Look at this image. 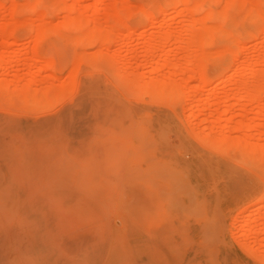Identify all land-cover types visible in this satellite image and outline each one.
Returning a JSON list of instances; mask_svg holds the SVG:
<instances>
[{
	"label": "rangeland",
	"instance_id": "374dc122",
	"mask_svg": "<svg viewBox=\"0 0 264 264\" xmlns=\"http://www.w3.org/2000/svg\"><path fill=\"white\" fill-rule=\"evenodd\" d=\"M11 1L0 0V3L2 2L0 25L8 23L10 27L11 25L13 27L14 19H20V22L23 20V24L27 23L23 26L19 24L16 28L14 27L15 29L9 40L7 36V38L0 37V52L3 50L11 53L7 55L10 57L13 55L12 58L17 55L14 58L15 62L8 57L9 60L12 59V62L9 61V64H4L0 68V81L2 77L4 82L5 79H8V82H5L6 86H2L0 89V264H150L151 259L148 258L149 254L146 246L148 244L153 248L151 264H264L263 259L259 257L264 255V244L259 245L264 239L260 238L264 236L262 232L264 231V214H262L264 213V204H260V199L264 197V162L260 165L256 164L252 159L248 160L241 152L238 154L239 151L237 150L225 153L214 149L200 150L204 153L207 163L198 164L197 168L192 170V179L204 199L202 203H208V201L210 203L207 204L209 207L205 204L202 217L198 218L183 213V211L176 209V206L172 207L171 205L174 204L173 198L170 197L169 201L168 198H165L168 196L166 192L168 193L170 190L166 191L165 189L167 183L161 180V177L157 178L156 176L154 178L150 176L145 167V139L149 140L151 144L152 140L161 139L166 134V142L174 144L180 151L199 146V140L193 133V127L198 120L189 115V99L196 89H199L201 94L196 105L199 102V105L202 104L203 106L207 102L205 100H207L209 93L212 92L221 77H225L226 80L215 88L214 94L222 99L229 91L237 89L236 87L241 82L253 78L251 69L254 60L258 59L259 55L263 57L260 62L255 63V68L264 70V19L257 18L255 20L257 9L250 8L249 2L251 0H247V3L244 2V4L246 3L242 5L244 9L242 7L238 9L226 8L225 2L212 5L214 9H217V13L220 11L222 13L229 12L230 21L228 23L221 22L220 17L221 21L218 18L207 21L210 26L221 27L224 33H227V41L222 39L223 36L218 35V39L214 42L206 40V44L197 47L196 44L194 46H191L193 43L188 44V40L204 31L205 26H203L204 30L201 27H195L189 32L187 30L191 27L190 25L195 23V20L204 17V11L188 13L173 6L166 7V11H158L159 4L163 3L164 0H127L130 2L131 8L129 7L130 9L128 8L122 13L126 25L119 26L113 24L109 15L115 10L110 5L115 0H105L106 3L99 9L93 7L96 0H68L69 3L75 6L77 4V11L75 10L77 18L79 17L80 20L86 22V28L91 29L89 33L100 30L101 32L104 31V35H108V33H111L109 29L112 30V33L108 35L109 37L106 36L108 39L104 35L97 36V39L101 40H97L92 35H90L91 38L87 36V39L79 37L85 33V27L82 28V26V30L78 27L80 30L75 31L71 25H66L65 21L71 12L69 9L68 11L57 6L59 0H43V4L39 7H35L36 3L33 4L37 0H14L16 3L19 2L17 3L19 4L18 10L14 9L13 5H9ZM116 1H119L116 3L118 8L122 6L121 2H126V0ZM253 1L256 2L257 0ZM263 2V0L257 1L260 6ZM247 5H250V7ZM144 7L152 13L156 12V19L149 25L144 23V15L140 11ZM42 18L43 21L41 22L44 25L46 24L44 33L47 34L37 35L36 37L40 40L38 41V39H35L36 34L33 33H37L35 31L37 30L36 25H39ZM94 20L95 23H98L97 27L105 25V28H94L96 26ZM89 22L91 24H88ZM92 23H94V27L89 28ZM113 25L116 27L115 31ZM53 28L54 32H52ZM56 28L59 29L55 30ZM129 28L130 30H128ZM164 29L174 31V34L178 38L180 37L181 40L177 39L178 44L176 37L171 39L175 40L173 42H177L179 47L174 44L178 48L174 47L175 45L171 40H169L170 43H168L169 41L166 42L167 45H163L165 42L162 43L163 48L158 51L155 61L157 59L164 65H162L163 67L160 66L158 70V68H154L156 66L154 65L155 62L152 64L149 61L150 59L145 58L147 57L144 55L146 50L143 49L144 46H149L150 41L153 42L158 37V40H161V36L164 37L167 33ZM106 30L108 32H105ZM4 38L5 41L2 40ZM104 38L105 44L102 45L99 41L102 42ZM112 40L113 42H111ZM9 41L10 48L8 47ZM36 41L38 42L36 43ZM5 42L8 43L7 46ZM85 42L88 44H85ZM237 42H241V45L236 44ZM33 44L36 49H34V46L32 47ZM233 44H236L237 47ZM187 46L190 47L189 51L191 53L195 50L198 52H196L197 54L201 52L205 55L209 54L206 67L209 80L205 84L200 81V78L191 76L193 73L191 70L194 69L192 63L195 64V60H190L192 63L189 61L191 63L189 66L184 63V61L188 62V55H190ZM171 47L173 51L168 55L167 50ZM164 50H166L168 57L165 55ZM30 51L34 54L40 52L44 60L56 55L53 56V60H57L55 61L57 65L40 69L41 65L45 64L42 63L44 62L42 59V61H35L33 67V61L30 62V66L27 65L29 62L28 56H30V61L31 58H34L31 56H35L32 53L30 54ZM195 51L193 54H196ZM26 54L29 55L26 57ZM86 54L93 55V58L91 56L85 58ZM46 55L49 57H46ZM99 55L101 57H98ZM233 55H236L234 63L235 69L238 71L234 77L228 78L227 76L233 73L234 70H225V68L230 65V58ZM78 56L80 57L79 60ZM186 56L187 61L184 60ZM210 58H213V60H210ZM220 58L225 59L224 64H217L216 59L219 60ZM74 59L77 62L79 61V66L76 64L78 68L82 66V68H79L80 70L74 62L72 64ZM113 59L121 65L123 62H133V68L130 70H133L132 73H127V76L131 78L133 76L145 78L153 76L160 80L166 78L171 82L183 83V99L179 96L180 99L175 98L173 95L172 97L170 95V98L166 97L167 95H165V98H163L164 96L155 98L149 92L143 93V96L139 93L140 90L137 85L128 81L118 82L117 77H119L120 72L115 70L117 67L111 64ZM80 61L82 65H80ZM39 62H41L40 65ZM140 62L145 67L141 66ZM174 62L180 65L175 63L177 67H174V65H171ZM180 62L188 70H184L187 68L183 69V66L180 68ZM148 63L154 65V67H149ZM71 64L78 69L76 83L73 78L76 77L75 73L77 71H73L74 67H71ZM36 66L40 67V70ZM212 67L216 70L214 69V71ZM151 68L153 71H151ZM125 71H123L124 74H126ZM32 78L35 79L34 83L31 81ZM68 78L69 80H67ZM13 80L15 84H12ZM70 81L72 82L70 83ZM30 83L31 85H29ZM18 84H22V89ZM25 84L32 86L34 90ZM45 85L49 86L45 87L46 90L43 92ZM17 86L20 88H16ZM71 86H73L72 90L69 91L72 94L68 95L66 91ZM61 87L62 90L64 89L65 92L63 93L65 95L56 93V90L59 91ZM9 88L16 95L20 90L21 95L24 94V97L19 93L20 96L16 97L18 100L15 99L16 95L11 94ZM40 88L43 90L39 91ZM47 88H53L49 90L50 93H54V95L52 94L53 98H51V94L44 95L48 90ZM14 91H17V93ZM38 91L39 93L43 92L40 93L42 96L38 97ZM31 92L34 94L33 100L30 98L32 96ZM244 95L242 97H246L245 99L233 100L236 104L233 106L232 115L237 121L234 122L235 124L233 123L234 125L227 124L231 127L229 126L226 129L234 136L249 138L251 142L264 144V116L261 121L257 114L258 106L248 107L245 115H239L240 109L238 108L241 107L240 104L247 102V96ZM18 97H21V99ZM36 97L38 101H36ZM140 97L143 99H139ZM43 99H45V102L42 101ZM199 105L195 108L196 117L199 110H202V106L200 105L201 108H199ZM222 106H219L220 109L218 110H223ZM206 109L203 113H207V116H209L208 113L213 112V107L210 109L207 107ZM230 114L228 117L231 118ZM200 116L204 117L205 115ZM249 120L251 121L249 122ZM204 121L202 126L200 125L201 128L203 125L204 128L205 125H216L217 131H222V125L227 123V121L221 120V123L218 120ZM116 124H125V126L134 129V143L135 145L138 144L137 151L139 150L138 154H140H137L140 158L134 160L137 162H133V160L128 162L127 158L114 157L115 144L108 137H111L113 131L118 129L113 128ZM167 125L168 127H166ZM94 131L98 132L95 133ZM217 131V134L221 133ZM98 134H100V137L102 135L104 137L100 138ZM96 151L99 152L101 158L98 161L96 159L95 161L92 160L87 166H82L90 160L91 153L95 157L99 156L96 155ZM64 153L65 156H63ZM102 154H104V158H102ZM184 157L188 161L190 154L185 153ZM102 159L105 160L101 161ZM73 162L77 164V167ZM83 169L87 170V177L83 176L84 173L81 172ZM145 173L148 174V177ZM148 178L152 186L147 185ZM146 189L149 192L150 190L154 192L155 195L152 194L155 198H153V195V197L151 196L154 200H166V202L160 201L161 204H164V206L162 205L164 210L161 209V205L156 208L155 205L160 203H152L156 209L153 208L151 203L149 205L148 200L146 204L149 209H147L145 200L146 197L147 199L149 197L146 196L148 193ZM157 189L161 192L162 190L166 191L164 193L166 195L159 191L160 196L158 197L161 199H158L156 197L158 194ZM151 197L150 199H152ZM47 198H50V202H53V204H49ZM217 199L219 200L218 203ZM150 202H153V200ZM168 202H171V205ZM260 205V212H258L255 209ZM167 209H169L168 214ZM209 209H212V213L211 210L208 211ZM149 210L156 211L157 216L155 215V219L154 217L151 219L154 215L149 216V212H147ZM214 210L216 215H214ZM58 211L62 213L59 214ZM172 213L173 215L176 213L174 218L171 215ZM250 213H252V216L249 215ZM151 214H155V212H151ZM90 215L92 217L88 218ZM145 215L150 218L145 217ZM180 215L183 220L179 218ZM186 215L187 219L185 218ZM169 216L172 220H169ZM249 218L251 220L256 218L257 221H253V223H258V225L255 223L256 230L245 231L244 228L248 224H252ZM213 220L218 221V223L215 221L217 225L221 223L218 226L219 229L214 225L218 230H215L216 234H214ZM207 221L209 222L207 226L210 227L209 224L211 223L210 230L211 234L213 232L215 235L212 238L214 240H211L213 235L210 236L209 231V234L207 233L208 237L205 234L207 231H202V228L199 232L197 231L196 226L206 225ZM150 222L156 228L152 239L148 235L151 234L148 231ZM245 222L249 223L243 226ZM115 228L120 230L117 231ZM185 228L188 230H184ZM180 233L184 234V237ZM204 237L210 238L209 244L205 243L207 239ZM243 240H245V243H243ZM183 241L189 244H186L184 254L179 253L178 256L177 253L173 254L172 250H175L180 244L183 245ZM211 241H215L213 247ZM246 243L247 246H244ZM261 243H264V241ZM257 246L262 249L258 247L260 250L253 252L251 249H257ZM207 249L210 251V256L215 250L216 254L218 252L219 257L210 259L205 255ZM257 253V257L253 256Z\"/></svg>",
	"mask_w": 264,
	"mask_h": 264
},
{
	"label": "bare ground",
	"instance_id": "6f19581e",
	"mask_svg": "<svg viewBox=\"0 0 264 264\" xmlns=\"http://www.w3.org/2000/svg\"><path fill=\"white\" fill-rule=\"evenodd\" d=\"M80 1V0H79ZM114 1V0H113ZM112 1V2H113ZM116 1V0H115ZM113 2L112 4H110L111 6H113L112 8H115V10L113 11V12H115V13H110L109 15H110V18H111V20H112V22H113V24H115V25H126V22H125V20H124V18H123V15H122V13L126 10V9H128L129 7L131 8V4H130V2H128L127 0H126V2H121V7H117L116 5V3L117 2H119V1H116V2ZM249 1V0H248ZM258 1V0H257ZM257 1L255 2V1H253V0H251L249 3H250V5H251V7H250V5H247V6H249L251 9H257V13L255 12V20H257V18L259 19V18H263L264 19V2L262 3V5L260 6L258 3H257ZM264 1V0H263ZM151 2V1H150ZM223 2H225L226 3V8L227 7H232V8H240V7H242V5L244 4V2H246L247 3V0L245 1V0H164L163 1V3H161V4H159V6H158V8H159V10L158 11H161V10H165V8L166 7H168V6H173V7H175V8H177V9H182V10H184V11H186V12H188V13H190V12H196V11H204V17L202 16L201 18H200V20H195V23L194 24H192V25H190L191 27L187 30L188 32L189 31H192L193 29H195V27H201V28H203V30H204V27L203 26H205V30L204 31H202V32H200L199 34H197V35H195L194 36V38L192 37L191 39H189L188 40V44H192L193 43V45H191V46H194V44H196L195 46L197 47L198 45L200 46V45H204V44H206V40H209L208 42H210V41H215V40H217L218 39V35L219 36H223V40L224 41H227V33L225 34L224 33V31H223V29L221 28V27H216V26H210V24L208 25V23H207V21L209 22V20H213V19H216V18H218L219 19V17H220V19L222 20H220L221 22H223V23H228V21H230V17H229V15H228V13H225L226 11L225 10H227L226 8H225V6H224V8H225V14L224 13H222V11H220V12H218L217 13V9H214L213 8V6L212 5H215V3H223ZM2 3V2H1ZM0 3V11L2 10L1 9V6H2V4ZM17 3H19V2H17ZM14 0H12L11 1V4L9 3V5H13V8L14 9H17L18 10V8H19V4H17ZM34 3H36V5H35V7H39L41 4H43V0H37V1H35V2H33V4ZM59 5H57V6H59L60 8H62V9H66V10H70V12L71 13H69V16L67 17V19H66V21H65V24L66 25H68V26H70L71 25V27L72 28H74L75 29V31H77V30H80V29H78V27H82V28H86V22H83V20H80L79 19V17L77 18V13H76V11H77V9H76V7H77V4H76V6L74 5V4H71V3H69L68 2V0H59ZM106 2H105V0H96V2L94 3V5H93V7H94V9H99V8H101L104 4H105ZM111 3V2H110ZM245 3V4H246ZM32 4V6H34ZM151 4H153V3H151ZM244 4V5H245ZM119 5V4H118ZM111 6H109L110 8H111ZM147 6H149V5H147ZM18 7V8H17ZM244 7V6H243ZM242 7V8H243ZM32 8V7H31ZM111 8V9H112ZM129 8V9H130ZM39 9V8H38ZM237 9H236V11H237ZM244 9V8H243ZM61 10V9H60ZM68 10V11H69ZM76 10V11H75ZM231 10V9H230ZM249 11H250V9H248ZM247 10V11H248ZM13 11V10H12ZM16 11V10H15ZM20 11V10H19ZM142 13H143V15H144V23L145 24H150L151 22H153L155 19H156V16H155V13H152V12H150V11H148V9H146L145 7L144 8H141V10H140ZM166 11V10H165ZM2 12V11H1ZM3 13H4V11H3ZM13 13H14V11H13ZM220 13V14H219ZM245 13H246V11H245ZM2 14V13H1ZM158 14V13H157ZM221 14H223V15H221ZM222 17H221V16ZM245 16L247 15V14H244ZM3 16H4V14H3ZM81 16V15H80ZM233 16H235V15H233ZM83 18V17H82ZM253 18V17H252ZM251 19V18H250ZM22 20V19H21ZM23 21V20H22ZM20 22V19L19 20H13V22L14 23H12L13 24V27H12V25H11V27H10V25L8 24V23H2L1 25H0V37L2 38V37H5V38H7L8 40H9V37H11V34H13V31H14V29L20 24H22V26L23 25H25L27 22H25V24H23V22ZM41 21H43V18H42V20H40V23H39V25H36L37 26V30H35L37 33H33L34 35H35V39H38V41H40L39 40V38L38 37H36L37 35L38 36H43V34L44 35H46L47 33H44L45 32V28H44V26L46 25H44V23L43 22H41ZM197 21V22H196ZM248 21V20H247ZM254 21V20H253ZM29 22H31V21H29ZM34 22V21H33ZM94 23H95V20L93 21ZM232 22V21H231ZM231 22H229V23H231ZM245 22V21H244ZM255 22V21H254ZM253 22V23H254ZM35 23V22H34ZM94 23H92V26H90L89 28H91V27H94L93 26V24ZM108 23V22H107ZM252 23V22H251ZM85 24V25H84ZM88 24H91L90 22L88 23ZM130 24V23H129ZM141 24V23H140ZM140 24H138V25H140ZM94 25H96L94 28H100V27H97V25H98V23H95ZM107 25V24H106ZM131 25H133V24H131ZM224 25V24H223ZM31 26V25H30ZM39 26V27H38ZM146 26V25H145ZM144 26V27H145ZM15 27V28H14ZM46 27V26H45ZM102 27H104L105 28V25L104 26H102ZM101 27V28H102ZM82 28H81V30H82ZM116 27L113 25V30L115 29ZM125 28H126V26H125ZM128 28V27H127ZM47 30H48V28H46ZM52 29V28H51ZM57 29H59V28H56L55 30H57ZM93 29V28H92ZM50 30V29H49ZM61 30H63V29H61ZM66 30V29H65ZM86 30H88V32H86ZM86 30L84 29V31H85V33H83V32H81V33H83V36H79L78 34V36L79 37H83V38H85V39H87L88 37L89 38H91L90 37V35H92L93 37H95L96 39H97V36H101V35H104L103 33H104V31H96V30H94L92 33H89L90 32V30L88 29V28H86ZM107 30H108V27H107ZM105 31V32H108L109 30H110V32L112 33V30L111 29H109L108 31ZM118 30V29H117ZM128 30H130V28L128 29ZM131 30H132V27H131ZM136 30V29H135ZM165 30V29H164ZM115 31V30H114ZM134 31V30H133ZM169 31V32H168ZM165 30V32H167L166 34H165V32H164V37L163 36H161V40H158L159 39V37H158V39L156 38V39H154V41L152 42V41H150L151 43L149 44V46L148 47H146V46H144L145 48H147V49H145L144 47V49L143 50H146V51H144V52H146L144 55L145 56H147V57H145L147 60L148 59H150L149 61L152 63V64H154V62L156 63V64H154V65H156L155 67H154V65H150L149 63V67H154L155 69L156 68H158V70L160 69V66H162V65H164L163 63H161L159 60L157 61V59H156V61H155V58H156V55H157V53H158V51L160 50V48L162 49L163 48V46H162V43H164L163 45H165L166 44V42L167 41H169V40H171L172 38H175L176 39V41L178 42V40L180 39V37L178 38L175 34H174V31L172 32V30ZM171 31V32H170ZM262 31H263V28H262ZM24 32V31H23ZM52 32H54V28H53V31ZM80 32H78V33H80ZM56 33V32H55ZM111 33H108V35H110ZM163 33V32H162ZM161 33V34H162ZM32 34V35H33ZM87 34H89V35H87ZM106 34V33H105ZM114 34V33H113ZM222 34V35H221ZM107 34L106 35H104V37L106 38V39H108L106 36H108ZM163 35V34H162ZM7 36V37H6ZM71 36V35H70ZM75 36H76V34H75ZM88 36V37H87ZM46 37H48V36H46ZM46 37H43V38H46ZM109 37V36H108ZM5 38L4 39H2L3 41H5ZM73 38H74V34H73ZM102 38V37H101ZM105 38H104V40H102V42H100L99 41V43H101L102 45L103 44H105L104 43V41H105ZM236 38V37H235ZM12 39V38H11ZM41 39H42V37H41ZM84 39V40H85ZM95 39V40H96ZM103 39V38H102ZM178 39V40H177ZM243 39H244V37H243ZM97 40H101V39H97ZM162 40H166V41H162ZM181 40V39H180ZM183 40V39H182ZM237 40V39H236ZM7 41V40H6ZM11 42L13 41V40H10ZM10 41L7 43V42H5V45L7 46V44H8V47L10 48L11 47V45H10ZM38 41H36V43L38 42ZM91 41V40H90ZM108 41V40H107ZM172 42L173 41H175L174 39L173 40H171ZM171 41H169L168 43H170ZM191 41V42H190ZM239 41V40H238ZM34 42H35V40H34ZM93 42H94V39H93ZM111 42H113V40L111 41ZM177 42H173V44L175 43L176 45H178L179 44V42H178V44H177ZM186 42H187V40L185 41V44H186ZM220 42H223V41H220ZM234 42H236V41H234ZM82 43V42H81ZM99 43H98V45H99ZM167 43V44H168ZM182 43H183V41H182ZM225 43V42H224ZM239 42H237L236 44H238ZM85 44H88V43H86L85 42ZM93 44V43H92ZM100 44V45H101ZM166 44V45H167ZM174 44V45H175ZM185 44H183V45H185ZM236 44H233V45H235L236 47H237V45ZM3 45H4V43H3ZM4 45V46H5ZM35 45H37V44H35ZM41 45V44H40ZM82 45H83V43H82ZM147 45V44H146ZM174 46V47H176V48H178L179 47V45H178V47L177 46ZM182 45V46H183ZM239 46L241 45V42L238 44ZM5 46V48H7ZM34 46V44L32 45V47ZM38 46V45H37ZM189 46V45H188ZM188 46H187V48H188ZM183 48H184V46H183ZM190 48V47H189ZM189 48L187 49L188 51H189ZM34 49H36L35 48V46H34ZM52 49V48H51ZM170 48H168V50H167V54L168 55H170V52L171 51H173V49H172V47H171V49L169 50ZM185 49V48H184ZM30 50H31V48H30ZM166 50H164L165 51V55H166ZM179 50V49H178ZM192 51H193V49H191ZM3 51V50H2ZM0 52V53H6V54H0V68L1 67H3V65L4 64H9V61H11L12 59L14 60V58L17 56H14V58H12L13 57V55L10 57L9 55L11 54V53H7L6 51H3V52ZM33 51V50H32ZM32 51H30V54L32 53V54H34ZM101 51H103V50H101ZM195 51V50H194ZM194 51H193V53H194ZM37 52V51H36ZM130 52H132V51H130ZM190 53V55H188V62H185L184 61V63L186 64V65H188L189 66V64L191 65V61H193V60H195V64H193L192 63V65L194 66V69H192L191 70V68L189 67V69L193 72L192 74H191V76H196V77H198V78H200V81L202 82V83H206V82H208V80H209V74L207 73V69H206V67H207V64H208V60H207V56L209 55H205V53H199V54H197L198 52L197 51H195V53L196 54H193V53H191V51H189ZM18 53V52H17ZM20 53V52H19ZM27 53H29V52H27ZM97 54H98V52H96ZM7 54H9V55H7ZM16 54V53H15ZM14 54V55H15ZM29 55V54H28ZM27 54H26V57L28 56ZM35 56H31V57H34V58H31V61H30V56H28V58L27 59H29L28 61V63H27V65L29 64V66H30V62H32V67L35 65V61H39V60H43L44 62H42V63H45L44 65H45V67H44V65H41V68L40 67H38V66H36V67H38V69L40 68V69H42V68H50V67H54L55 66V64L57 65V63L55 62V61H57V60H53V56H56V55H53V56H51L50 58H45V60L43 59L44 57L43 56H41V54H40V52H37L36 54H34ZM95 55V54H94ZM143 55V56H144ZM168 55H166L167 57H168ZM221 55V54H220ZM25 56V55H24ZM82 56V55H81ZM86 56H93V55H85V58H86ZM217 56H219V54H217ZM12 58L11 60H9V58ZM46 57H49L48 55H46ZM98 57H101L100 55L98 56ZM149 57V58H148ZM209 57V56H208ZM259 58L257 59H255L254 61L255 62H253V67H252V73H251V75H252V79H249V80H245V81H243V82H241L240 84H239V86L238 87H236L237 89H235L234 91L232 90L229 94L227 93V95L224 97V98H220V97H218V96H216L215 94H214V90H215V88L216 87H218L223 81H225L226 80V78L225 77H221L220 78V80H219V82H217V84H216V86L214 87V89L212 90V92L211 93H209V95H208V97H207V100H205V101H207V102H205L204 104H203V106H202V104H200L201 106H202V110L200 109L199 110V112H198V114H197V117H196V111H195V108H196V106L198 107V105H199V102H198V104L196 105V102L200 99V97L199 96H201V94L199 93V89H196L194 92H193V94L191 95V97H190V99H189V101H190V113H189V115L190 116H194V118H196V120H198L195 124V126L193 127V133H194V135L196 136V138L199 140L198 142H199V148L198 147H192V148H188V149H184L183 151H180V150H178L177 148H176V146L174 145V144H171V143H169V142H166L167 141V139H166V134H165V136H163L161 139H158V140H152L151 141V144H150V142H149V140H147V139H145V167L147 168V170H148V172L145 170V172H147V173H149V175L150 176H152V177H156L157 176V178L159 177H161L160 179L161 180H163L164 182H166L167 183V185H166V187H165V189H166V191H168L169 189V194L166 192V191H163L162 190V192H163V194L166 192V194L168 195L167 197H165L166 199L168 198V201L170 200V197H172L173 198V201H174V204L173 205H171V202L169 203L168 202V204L169 205H171L172 207L174 206H176V209H179V210H181V211H183V213L185 212V214H189V216H192V215H194L196 218H198V217H202V212L204 211L203 209H204V206H205V204H206V206L207 207H209L207 204H209L210 202L208 201V203H202V201L204 200L203 199V197L201 196V194L199 193V190H197V188L195 187V184L193 183V179H192V170L193 169H195V168H197V166H198V164H205V163H207L206 162V158L204 157V153L202 152V151H200V150H202V149H214V150H216V151H219V152H221V153H225V152H233V151H239L238 152V154L241 152V154L242 155H244L248 160H250V159H252L256 164L258 163L259 165L260 164H262L263 162H264V144H257V143H254V142H251V140L249 139V138H245V137H241V136H234L231 132H229L226 128L228 127L229 128V126L230 125H227V124H233L234 122H236L237 120L234 118V115H232V109H233V106H235V104H236V102L234 103L233 102V100H237L238 98L240 99V100H242V99H245L244 97H242L244 94V96H247V102L244 104H240L241 105V107H239L238 109H240L239 110V115L240 116H243V115H245V111L248 109V107H251V106H258L257 108H258V110H257V114H258V116H259V119L262 121V119H263V116H264V70H260V69H257V68H255V63H257V62H260V59L263 57H261L260 55L258 56ZM55 58V57H54ZM78 58V60H79V56L77 57ZM93 58V57H92ZM96 58V57H95ZM144 58V57H143ZM166 58V57H165ZM235 58H236V55L234 56H231V58H230V65L228 66V67H226L225 68V70H227V69H232V70H234L233 71V73H231V74H229L227 77L228 78H232V77H234L235 76V74L237 73V69H235ZM89 59V58H88ZM100 59V58H99ZM146 59H144V60H146ZM170 59V58H169ZM213 60V58H210V60ZM17 60H19V59H17ZM41 60V61H42ZM81 60H83V58H81ZM84 60H86V59H84ZM90 60V59H89ZM89 60H86V61H89ZM95 60V59H94ZM131 60V59H130ZM146 60V61H147ZM166 60H167V58H166ZM184 60H186L187 61V56H186V58L184 59ZM191 60V61H190ZM199 60V61H198ZM225 59L224 58H220L219 60H217L216 59V62H217V64H224L225 63V61H224ZM143 61V60H142ZM141 61V62H142ZM148 61V62H149ZM168 61V60H167ZM191 63H190V62ZM197 61V62H196ZM12 62V61H11ZM10 62V63H11ZM13 62H15V60L13 61ZM73 62L75 63V66L78 68V66H79V61L77 62V61H75V59H74V61H72V64H73ZM141 62L139 63L140 65H141ZM169 62H170V60H169ZM168 62V63H169ZM40 63L41 62H39V65H40ZM176 62H174V63H171V65L173 66L174 65V67L176 66L177 67V65H180V64H175ZM181 63V62H180ZM188 63V64H187ZM197 63V64H196ZM38 63L36 62V65H37ZM71 64V65H72ZM76 64H78V66L76 65ZM114 67H117V69H115V70H118L119 72H120V74H119V77H117V80H118V82H120V83H124V82H131V83H133V84H135V85H137L138 87H139V90H140V92L139 93H141V94H143V93H151L155 98H161V97H163V98H165V95H167L166 97H169L170 98V95H171V97H172V95L173 96H175V98H177L178 96L180 97V98H182L183 99V95H184V89H183V87H184V85H183V83H178V82H174V81H172L171 82V80H168V79H166V78H163V80L161 79H157L156 77H153V76H149V77H147V78H145V77H140V76H133V78H131V77H129V76H127V73L128 74H130V73H132V71H130L132 68H133V62L132 61H127V62H123L122 63V65L121 64H119L118 62H116L114 59H113V63H111ZM80 65H82V62L80 61ZM139 65V66H140ZM147 65V64H146ZM169 65V64H168ZM170 65V66H171ZM196 65V66H195ZM213 65V64H212ZM43 66V67H42ZM75 66L74 65H72L71 67H74L73 69V71L75 72V71H77L75 74V76L76 77H74L73 79H74V82L76 83V81H77V73H78V69L79 68H82V66H80L78 69L77 68H75ZM141 66H144L143 64L141 65ZM183 65H182V63H181V66H180V68L182 67ZM57 67V66H56ZM114 67H112L113 69H114ZM145 67V66H144ZM163 67V66H162ZM179 67V66H178ZM186 67V66H185ZM184 66L182 67L183 69L185 68ZM196 67V68H195ZM214 67V66H213ZM213 67H212V69H213ZM152 68H151V71H153L152 70ZM187 68V67H186ZM39 69V70H40ZM77 69V70H76ZM215 69V68H214ZM213 69V70H214ZM80 70V69H79ZM126 70V71H125ZM184 70H188V68L187 69H184ZM216 70V69H215ZM214 70V71H215ZM123 71H125L126 72V74H124L123 73ZM72 76V75H71ZM73 77V76H72ZM71 77V78H72ZM18 78V77H17ZM35 78V77H34ZM34 78H32L31 79V81L34 83L35 82V79ZM53 78H54V76H53ZM70 78V77H69ZM69 78L67 79V80H69ZM5 79V78H4ZM55 79V78H54ZM168 80V81H167ZM1 81H2V83H1ZM1 81H0V89H1V87L2 86H6L5 84V82L7 81L8 82V79L6 80L5 79V82H4V80H3V77H2V79H1ZM22 81V80H21ZM73 81V80H72ZM72 81H70V83L72 82ZM11 82V81H10ZM15 81L13 80L12 81V84H15L14 83ZM30 82V81H29ZM31 82V83H32ZM39 82H40V80H39ZM69 82V81H68ZM4 83V84H3ZM25 83V82H24ZM27 83V82H26ZM31 83L29 84V85H31ZM32 83V84H33ZM17 84V83H16ZM28 84V83H27ZM27 84H25V85H27ZM37 84V83H36ZM35 84V85H36ZM44 84H46V83H44ZM10 85V84H9ZM19 85V84H18ZM29 85H27V86H29ZM72 85H73V83H72ZM10 86H12V85H10ZM14 87H15V85H13ZM20 87H21V89H22V84L21 85H19ZM19 86H17L16 88H20ZM24 86V85H23ZM49 86V85H48ZM48 86H44L43 88H44V91L43 92H45V87H48ZM25 87V86H24ZM30 88L32 87V86H29ZM72 87L73 86H71L70 88H67V91H66V93L68 92V95L69 94H72L71 93V91H69V90H72ZM12 88V87H11ZM26 88V87H25ZM24 88V89H25ZM64 88V87H63ZM75 88V87H74ZM6 89V88H5ZM32 89H33V87H32ZM36 90L38 89V88H35ZM48 90L46 91V93H44V95H48V94H51V98H53V95H54V93H50V89L49 88H47ZM53 89V88H52ZM51 89V90H52ZM56 89V88H55ZM7 90H8V88H7ZM9 90H10V88H9ZM12 90H14V89H12ZM16 90V89H15ZM19 90V89H18ZM17 90V91H18ZM34 90V89H33ZM41 90H43V89H41L40 88V90L39 91H41ZM61 90V91H60ZM64 90V89H63ZM62 90V87H61V89H59V91H57L56 90V93H63V92H65V91H63ZM2 91V90H1ZM11 91V90H10ZM17 91H14V92H16L17 93ZM39 91H38V93H39ZM73 91H74V89H73ZM12 93L11 94H15V93H13V91H11ZM29 92V91H28ZM34 92V91H33ZM43 92H40V93H43ZM53 92V91H52ZM201 92V91H200ZM10 93V92H9ZM19 93H20V90H19V92H18V94L15 96V95H13V96H15V99H17L16 97L19 95ZM40 93L38 94V97L39 96H42V95H40ZM27 94V93H26ZM29 94H30V92H29ZM53 94V95H52ZM140 94V95H141ZM177 96H176V95ZM20 95H21V93H20ZM19 95V96H20ZM24 94H22L21 96H23ZM31 95L32 96H30V98H32L33 96H34V94H32V92H31ZM60 95V94H59ZM63 95H65L64 93H63ZM67 95V96H68ZM137 95V94H136ZM139 95V94H138ZM27 96V95H26ZM35 96H36V94H35ZM143 96H144V94H143ZM152 96V97H153ZM8 97H10L9 95H8ZM24 97V96H23ZM58 97V96H57ZM60 97V96H59ZM153 97V98H154ZM178 97V99H180ZM241 97V98H240ZM18 98H20L21 99V97H18ZM35 98V97H34ZM41 98V97H40ZM50 98V97H49ZM138 98V97H137ZM11 99V98H10ZM12 99H13V97H12ZM24 99V98H23ZM38 98L36 97V101H38L37 100ZM46 99V98H45ZM45 99H43L42 101L43 102H45L44 100ZM48 99V98H47ZM60 99V98H59ZM62 99H63V97H62ZM139 99H143L142 97H140ZM173 99H174V97H173ZM238 99V100H239ZM18 100V99H17ZM29 100V99H28ZM31 100V99H30ZM32 100H33V98H32ZM31 100V101H32ZM52 100H55V99H52ZM160 100V99H159ZM39 101H41V100H39ZM145 101V100H144ZM154 101V100H153ZM162 101V100H161ZM48 102V101H47ZM77 103H79V102H77ZM82 103V102H81ZM221 104H223L224 106H222ZM200 105H199V108H201L200 107ZM216 106V107H215ZM219 106L221 107H223V110L221 109V111L220 110H218V109H220L219 108ZM74 107V106H73ZM211 108V107H213V112H209L208 113V115L209 116H207V113H203V111H205V109L206 108ZM207 110V109H206ZM229 113H231L230 114V116H231V118L230 117H228L229 116ZM71 114V113H70ZM70 114H68V115H70ZM64 115V114H63ZM200 115H205L204 117H201ZM238 116V115H237ZM71 117V116H70ZM69 117V118H70ZM229 118H230V120H229ZM228 119V120H227ZM204 120H206V122L207 121H211V120H218L219 121V123H221L220 122V120L221 121H224V122H226L227 121V123L226 124H223L222 125V131H217V126L216 125H211V126H209V125H205V128H204V125H203V127L201 128V126H202V123L203 122H205ZM229 121H230V123H229ZM251 120H249V122H250ZM66 122V121H65ZM201 122V123H200ZM64 124H66V123H64ZM235 124V123H234ZM233 124V125H234ZM260 124V123H259ZM201 125V126H200ZM166 127H168V125L166 126ZM231 127V126H230ZM113 128H118V129H116V130H114L113 131V133H112V135H111V137H108V139H111L113 142H114V144H115V149L113 150V153H114V157H122V158H127V160H128V162L129 161H131V160H133V162H137V161H134L135 159H137L138 160V155H140V154H138V152H139V150L137 151V145L138 144H136L135 145V143H134V140H135V136L133 135V133H134V129L132 128V127H130V126H125V124H116V126L115 127H113ZM68 129H69V127H68ZM163 130V129H162ZM96 131V130H95ZM94 131V132H95ZM101 131V130H100ZM216 131L217 132H221V133H219V134H217L216 133ZM98 132V131H97ZM97 132H95V133H97ZM108 132V131H107ZM164 132H166V131H164ZM167 133V132H166ZM101 134V133H100ZM100 134H98L99 135V137H100ZM111 134V133H110ZM217 134V135H216ZM97 135V136H98ZM142 136V135H141ZM101 137H104V135H102ZM100 137V138H101ZM160 138V137H159ZM102 139H104V138H102ZM114 139H116V140H114ZM185 139V138H184ZM48 140V139H47ZM13 142V141H12ZM96 142V141H95ZM97 143H98V141H97ZM96 143V144H97ZM97 147V146H96ZM140 147H141V145H140ZM140 147H139V149H140ZM201 148V149H200ZM94 150H96V149H94ZM99 150H100V148H99ZM103 150V149H102ZM63 151V150H62ZM97 152V151H96ZM101 152V151H100ZM94 153H95V151H94ZM99 152H97V154L96 155H99V156H94L92 153L90 154V160L88 161V162H86V163H84L82 166H87V165H89L88 163H90L92 160L93 161H95V159L98 161V159H100L101 158V155L100 154H98ZM102 153V152H101ZM185 153H189L190 154V159L187 161L186 160V158L184 157V154ZM12 154V153H11ZM56 154V153H55ZM63 154V153H62ZM104 154H105V151H104ZM104 154H102V158H104L105 156H104ZM138 154V155H137ZM232 154V153H231ZM240 154V155H241ZM17 155V154H16ZM48 155V154H47ZM54 155V154H53ZM106 155V154H105ZM50 156V155H49ZM63 156H65V153H64V155ZM47 157V156H46ZM240 157V156H239ZM54 158V157H53ZM64 158V157H63ZM140 158V157H139ZM60 159H62V158H60ZM64 161L66 160V159H63ZM63 160H61V162H63ZM70 160V159H69ZM105 159H102L101 161H104ZM96 161V162H97ZM99 162H100V160H99ZM132 162V163H133ZM215 162V161H214ZM238 163V162H237ZM73 164L76 166L77 164L76 163H74L73 162ZM239 165V164H238ZM257 166V165H256ZM74 167V166H73ZM72 167V168H73ZM77 167V166H76ZM138 167V166H137ZM74 169V168H73ZM140 169V168H139ZM72 170V169H71ZM69 172H70V170H69ZM81 172L82 173H84V175L83 176H86L87 177V170H81ZM142 172V171H141ZM73 172L71 171V174H72ZM147 173H145V175L147 174ZM262 173V172H261ZM261 173H260V175H261ZM263 174V173H262ZM147 177H148V174L146 175ZM255 178V177H254ZM258 178H260L259 176H258ZM149 180V178L147 179V185L149 184V185H151V183L148 181ZM79 181V180H78ZM145 181H146V177H145ZM87 184V183H86ZM49 185V184H48ZM163 185V184H162ZM152 186V185H151ZM150 186V187H151ZM155 186V185H154ZM50 187V186H49ZM170 187V188H169ZM48 188V187H47ZM80 188V187H79ZM147 188V187H146ZM154 188H156V187H154ZM148 189H146V191H147ZM157 191H158V194H157V198L159 199L160 197H158V196H160V194H159V191L160 190H158L157 189ZM161 192V191H160ZM161 192V193H162ZM83 193V192H82ZM147 193V192H146ZM149 193V194H148ZM148 193H147V195L146 196H148L149 197V199H150V197L154 194V192H151V190H150V192H149V190H148ZM153 193V194H152ZM156 193V192H155ZM162 194V195H163ZM166 194H164V195H166ZM87 195V194H86ZM150 195V196H149ZM155 195V194H154ZM153 195V196H154ZM163 195V196H164ZM172 195V196H171ZM152 196V197H153ZM29 197H31L30 195H29ZM151 197V198H152ZM153 198H155V196L153 197ZM147 199V197H146V200H145V204L146 203H148V201H149V205H150V203H151V206L153 207L154 205H152V203H160V204H157V205H155L156 206V208H158L160 205V207H161V209L162 210H164V208H163V206H164V204H161V202H166V200H163V199H161V200H163V201H156L157 199ZM29 199V198H28ZM48 200H49V202L51 201V199L50 198H47ZM81 199V198H80ZM219 199V198H218ZM217 199V203L219 202V200ZM54 200V199H53ZM57 200V199H56ZM148 200V201H147ZM153 200V202H150V201H152ZM172 201V200H171ZM172 201V202H173ZM260 204L262 205V204H264V197L263 198H261L260 199ZM55 202V201H54ZM57 203V202H56ZM211 203H214V202H211ZM49 204H53V202L51 203H49ZM163 205V206H162ZM216 206H218L217 204H215ZM220 205V204H219ZM261 205L259 206V207H257V209H255V210H257L258 212H260L259 211V208L261 207ZM76 206H77V204H76ZM74 207V206H73ZM79 207V206H78ZM146 207H147V209H149L148 208V206H147V204H146ZM151 207V208H152ZM170 207V206H169ZM75 208V207H74ZM150 208V209H151ZM153 208H155V207H153ZM152 208V209H153ZM155 208V209H156ZM146 208H145V211L147 210ZM219 209V208H218ZM80 210V209H79ZM168 211H167V214H168V212H169V209H167ZM211 210V213H212V209H209L208 211H210ZM252 210V209H251ZM84 211V210H83ZM174 211V210H173ZM186 211H188L187 213H186ZM244 211H246V210H244ZM254 211V210H253ZM257 211H255V212H257ZM59 212V211H58ZM61 212V211H60ZM60 212H59V214H60ZM73 212H74V210H73ZM147 212H149L148 214H149V216H152V215H154V216H152V218L151 219H153V217H154V219H155V215L157 216V214H156V211H147ZM151 212L153 213V212H155V214H151ZM255 212H253V213H255ZM62 213V212H61ZM64 213V212H63ZM86 213V212H85ZM161 213V212H160ZM163 213V212H162ZM171 213V212H170ZM191 213V214H190ZM210 213V212H209ZM214 213H215V210H214ZM213 213V214H214ZM145 214H147L146 212H145ZM151 214V215H150ZM219 214V213H218ZM252 213H250L249 215L250 216H252L251 215ZM262 214H264V213H262ZM170 215V214H169ZM172 215V217L174 218V216H176V213L173 215V213L171 214ZM178 215V214H177ZM214 215H216V213L214 214ZM256 215H257V213H256ZM67 216V215H66ZM73 216V215H72ZM87 216H88V213H87ZM184 216V215H183ZM244 216V215H243ZM254 216V215H253ZM86 217V216H85ZM90 217H92L91 215L88 217V218H90ZM145 217H147V218H150V217H148V215H145ZM162 217V216H161ZM258 217V216H257ZM260 217V216H259ZM157 218V217H156ZM166 218H168V217H166ZM169 220H172L171 219V217L169 216ZM179 218L181 219V220H183V217L180 215L179 216ZM186 219H187V215H186V217H185ZM189 218V217H188ZM215 218H217L216 216H215ZM261 218V217H260ZM259 218V219H260ZM263 218H264V216H263ZM83 219V218H82ZM213 219V218H212ZM254 219V218H253ZM262 219V218H261ZM68 220V219H67ZM67 220H65V221H67ZM217 220H218V218H217ZM241 220V219H240ZM249 220H251L250 218H249ZM81 221V220H80ZM158 221V220H157ZM168 221V220H167ZM212 221V220H211ZM214 221V220H213ZM216 221V220H215ZM215 221H214V224H213V226L214 225H216L217 226V229H219V227L218 226H220L219 224H221V223H219L218 225L215 223ZM219 221V220H218ZM218 221H216L217 223H218ZM244 221V220H243ZM242 221V222H243ZM253 221H257L256 220V218H255V220H251L250 221V223L252 222V224H248L249 222H245V224H243V226L245 225L246 226V223L248 224L247 225V227H245L244 229H245V231H253V230H256L257 228H255L256 227V224L255 223H257V222H254L253 223ZM260 221V220H259ZM263 221V220H262ZM79 222V221H78ZM145 222H146V220H145ZM261 222V221H260ZM69 223H71V222H69ZM84 223H86L85 221H84ZM154 223V222H153ZM204 223V222H203ZM207 223H209L208 221L206 222V225H199V226H196L197 227V231L199 232V230H200V228H202V231H207V232H205V234H207L208 233V231L210 232V236H212L211 237V240H214V239H212V238H214V234H216V231H218L217 229H216V226H214L213 228H214V234H213V232H212V234H211V230H210V227H212L211 226V223L209 224L210 225V227L209 226H207L208 224ZM263 223V222H262ZM261 223V224H262ZM72 224H74V223H72ZM171 224V223H170ZM191 224V223H190ZM257 225H258V223H257ZM70 226V225H69ZM74 226H75V224H74ZM190 226V225H189ZM64 227V226H63ZM83 227V226H82ZM160 227V226H159ZM159 227H157V228H159ZM160 228H162V227H160ZM212 228V229H213ZM264 228V227H263ZM77 229V228H76ZM155 227H154V224H152V222H150V224H149V232H151V234H148L149 235V238L150 239H152L154 236H153V233H155ZM115 230H117L116 228H115ZM114 230V231H115ZM118 230H120V229H118ZM117 230V231H118ZM122 230V229H121ZM184 230H188L187 228H185ZM216 230V231H215ZM116 231V232H117ZM123 231H124V229H123ZM213 231V230H212ZM183 232H185V231H183ZM263 233H264V231H262ZM204 233V232H203ZM117 234V233H116ZM121 234V233H120ZM204 234V236H206ZM209 234V233H208ZM208 234H207V237H208ZM172 235V234H171ZM180 235H182L183 237H184V234H181L180 233ZM186 236V235H185ZM258 237V236H257ZM260 237V236H259ZM204 238H206V237H204ZM261 239H263L264 238V236L263 237H260ZM260 238H258V240H260L261 241V239ZM23 239V238H22ZM207 240L205 241V243L207 242L208 244L210 243L209 241H210V238H206ZM257 239V238H256ZM238 240V239H237ZM188 241V240H187ZM238 241H240V240H238ZM244 242L243 243H245V240H243ZM263 241H264V239H263ZM263 241H261V242H263ZM24 242V241H23ZM212 243H211V245H212V247H213V245H214V243L213 242H215V241H211ZM242 242V241H241ZM260 242V244L259 245H263L264 243H261ZM182 243H184V241L182 242ZM243 243H241L242 245H243ZM180 244V243H179ZM187 243L185 242L183 245L182 244H180V245H178L176 248H175V250H172L173 251V254H176L177 256H178V254L179 253H181V255H183L184 254V250H185V247L187 246V245H189V244H187ZM203 244V243H202ZM217 244V243H216ZM256 244L258 245V243H257V241H256ZM59 246V245H58ZM147 246V253L149 254L148 255V258H150L151 259V261L149 262L150 264H151V262H152V254L151 253H153V248L151 247V245L150 244H148V245H146ZM208 246V245H207ZM241 246V245H240ZM244 246H247V243L246 244H244ZM259 246H257V249H251L253 252H255L256 250H260L259 248H261V247H259ZM192 248V247H191ZM205 248V247H204ZM217 248V247H216ZM251 248H253V247H251ZM206 249V248H205ZM210 249V248H209ZM209 249H207L206 251H205V255L207 256V257H209L210 259L211 258H214L215 259V257L217 258V257H219L218 256V252H217V254L215 253V250H213V253L211 254V256H210V251H209ZM248 249H250L249 247H248ZM262 249V248H261ZM62 251V250H61ZM196 252V251H195ZM251 252V251H250ZM257 252V251H256ZM181 255H180V257H181ZM257 255H258V253L256 254V255H253V256H256L257 257ZM261 255V254H260ZM264 255H262V256H259V257H261L260 259H263V261H264V257H263ZM263 257V258H262ZM175 258V257H174ZM182 258V257H181ZM178 259V258H177ZM213 259V260H214ZM182 260V259H181ZM178 261V260H177ZM217 261V260H216Z\"/></svg>",
	"mask_w": 264,
	"mask_h": 264
}]
</instances>
